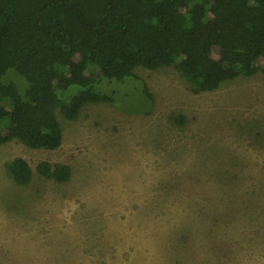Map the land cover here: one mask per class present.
I'll use <instances>...</instances> for the list:
<instances>
[{"label": "rangeland", "instance_id": "1", "mask_svg": "<svg viewBox=\"0 0 264 264\" xmlns=\"http://www.w3.org/2000/svg\"><path fill=\"white\" fill-rule=\"evenodd\" d=\"M134 72L150 101L141 80L114 82L113 101L57 111L56 149L0 144V264H264V77L194 93L172 65Z\"/></svg>", "mask_w": 264, "mask_h": 264}, {"label": "trees", "instance_id": "2", "mask_svg": "<svg viewBox=\"0 0 264 264\" xmlns=\"http://www.w3.org/2000/svg\"><path fill=\"white\" fill-rule=\"evenodd\" d=\"M163 65L194 93L264 77V0H0V144L56 149L57 111L74 120L86 103L113 101V83L130 78L149 100L134 69ZM35 168L57 181L71 176L65 163ZM6 172L17 184L32 177L22 157Z\"/></svg>", "mask_w": 264, "mask_h": 264}]
</instances>
